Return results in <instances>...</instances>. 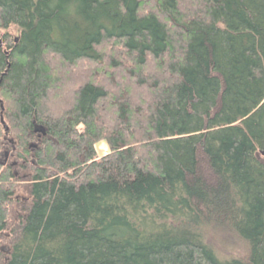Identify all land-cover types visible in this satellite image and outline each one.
Instances as JSON below:
<instances>
[{"label":"trees","instance_id":"16d2710c","mask_svg":"<svg viewBox=\"0 0 264 264\" xmlns=\"http://www.w3.org/2000/svg\"><path fill=\"white\" fill-rule=\"evenodd\" d=\"M0 105V264H264V0H0Z\"/></svg>","mask_w":264,"mask_h":264},{"label":"water","instance_id":"95a60500","mask_svg":"<svg viewBox=\"0 0 264 264\" xmlns=\"http://www.w3.org/2000/svg\"><path fill=\"white\" fill-rule=\"evenodd\" d=\"M0 107H1L0 109H1V111H2V106L0 105ZM0 122H1L2 125L4 124L2 118L0 119ZM4 129L7 130L5 127H4ZM35 132H36V133H41V134L43 135V130H42V129H36ZM97 145H98V144H97ZM108 152H109V151H108ZM108 152H107V153H108ZM107 153H106V154H107ZM106 154H105V155H106ZM261 155L264 156V148H263L262 151H261ZM98 156H99V157H103L104 155L101 154V153H98Z\"/></svg>","mask_w":264,"mask_h":264},{"label":"rangeland","instance_id":"374dc122","mask_svg":"<svg viewBox=\"0 0 264 264\" xmlns=\"http://www.w3.org/2000/svg\"><path fill=\"white\" fill-rule=\"evenodd\" d=\"M12 33H14V31H12ZM95 152L98 154V153H101L103 155H105L107 152H108V147H102L101 148V152H99L96 148H95Z\"/></svg>","mask_w":264,"mask_h":264}]
</instances>
